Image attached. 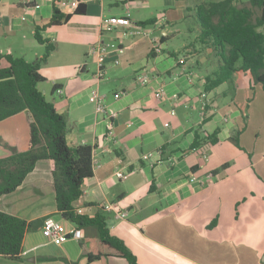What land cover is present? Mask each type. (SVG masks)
Listing matches in <instances>:
<instances>
[{
  "label": "crops",
  "instance_id": "obj_1",
  "mask_svg": "<svg viewBox=\"0 0 264 264\" xmlns=\"http://www.w3.org/2000/svg\"><path fill=\"white\" fill-rule=\"evenodd\" d=\"M56 1L43 0L34 7L23 0H0V54L37 60L44 45L34 38L36 28L55 45L40 64L45 78L41 84L50 86L43 93L49 92L46 97L67 119L68 145L93 148V174L83 181L82 194L74 202L81 215H103L110 233L124 242L138 264H264V183L250 173L254 163L264 165V151L251 160L248 151L237 152L230 139L239 131L240 146L258 154L257 141L248 147L254 110H242L248 83L234 87L233 101H217L215 88L204 90L205 78L215 71L206 63L211 47L181 36L180 24L195 19V7L208 0H79L84 13L58 7L70 18L47 26ZM237 4L250 6L249 0ZM126 15L147 34L123 35V28L102 32V17ZM147 20L153 22L142 25ZM176 38H182L180 51L168 50L167 41L174 43ZM99 40L117 43L123 52L109 50L102 59V76L96 77L98 62L91 47ZM154 44L160 52L152 51ZM139 72L146 75L145 83L136 82ZM241 75L251 79L248 73L236 72L232 81ZM94 87L104 96L103 113L88 99ZM160 87L165 96L158 99L154 93ZM216 88L225 96L227 82ZM115 92H121L118 99ZM172 94L178 97L173 99ZM206 99L202 112L201 102ZM196 129L209 133L217 129L218 142L190 149ZM27 147L25 111L1 120L0 157ZM147 153L151 157H145ZM52 169L53 160H38L14 191L0 196V210L28 223L52 216L65 229L74 226L56 210ZM117 171L124 177H116ZM105 203L127 215L117 218L115 211L102 208ZM96 237L89 226L79 239L68 237L56 244L31 224L19 261L128 264L113 256L87 262L82 244ZM8 260L0 256V264H10Z\"/></svg>",
  "mask_w": 264,
  "mask_h": 264
},
{
  "label": "trees",
  "instance_id": "obj_2",
  "mask_svg": "<svg viewBox=\"0 0 264 264\" xmlns=\"http://www.w3.org/2000/svg\"><path fill=\"white\" fill-rule=\"evenodd\" d=\"M250 6H240L237 0H208L198 4L194 17L200 28L199 39L209 45L217 58V68L205 78L204 90L211 91L220 84L232 81L236 72L248 73L264 91V0H249ZM79 4L74 13H84ZM70 13L53 7L47 26L64 24ZM147 20L142 25L151 24ZM35 40L44 45V53L34 62L11 53L0 54V121L25 111L28 124V147L0 157V196L14 191L41 159L53 160L52 178L56 210L63 220L81 230L93 227L97 237L82 244L87 262L101 257H121L128 264H138L133 252L124 242L112 235L101 214L89 218L75 213L74 202L82 194L83 181L92 176V146H69L66 141L68 122L57 112L54 103L38 88L45 81L40 64L54 51L55 45L42 38L37 28ZM5 65L2 66L1 63ZM218 130L194 131L191 148L218 142ZM239 131L230 139L238 147ZM227 163L222 164V168ZM26 220L0 210V256L20 260L24 234L31 229ZM52 259V258H46Z\"/></svg>",
  "mask_w": 264,
  "mask_h": 264
},
{
  "label": "built area",
  "instance_id": "obj_3",
  "mask_svg": "<svg viewBox=\"0 0 264 264\" xmlns=\"http://www.w3.org/2000/svg\"><path fill=\"white\" fill-rule=\"evenodd\" d=\"M25 4L32 5L34 7H38L43 0H23ZM57 7H61L66 11H72L76 9V7L79 4V0H57L56 1ZM102 32L105 31H113L116 30L117 28H123L122 34L123 35H142V34H147L146 30L140 26L132 23L130 20L129 16H108V17H102L101 19V24H100ZM92 51L94 52L97 62H98V70L96 72V77H101L102 76V59L103 57L108 53L109 50L114 49L117 50L118 52H123V47L120 46L119 44H115L114 42H104L102 40H99L96 42V44H93L91 47ZM161 48L158 44H154L152 46V51L154 52H160ZM181 63L183 60H179ZM118 62L115 60V63ZM136 82L141 81L142 83H145L147 81V77L145 74L142 72H139V74L135 78ZM58 92H61L60 88H56ZM121 95V92H115L113 94V97L115 99H118ZM155 97L158 99L163 98L165 96V92L163 87L158 88L155 90L154 93ZM202 98L205 97V93L202 92L201 94ZM173 99H176L178 96L177 94H172L171 96ZM88 99L91 103L94 104L95 110L97 112L103 113L106 110V105L104 104V96L101 95L97 88H92L89 92ZM206 100H202L201 102V110L204 112L206 110ZM171 113L173 114L174 111L172 110ZM207 155L206 153H203V156ZM147 158L151 157V153H147L146 156ZM116 177H124V174L121 171H117L115 173ZM213 174L209 173L207 175L208 180L212 179ZM195 179L192 177V180ZM102 208L107 211H115V216L117 218H123L127 215V212L124 211H118L116 210L114 204L112 203H105L102 205ZM75 213L77 214H82V210L80 207L75 208ZM42 234L49 238L51 241H53L56 244H61L66 238L72 237L75 239H79L82 235V230L77 227V226H72L68 229H65L63 224L53 218L52 216H46L43 218V223L40 226Z\"/></svg>",
  "mask_w": 264,
  "mask_h": 264
},
{
  "label": "rangeland",
  "instance_id": "obj_4",
  "mask_svg": "<svg viewBox=\"0 0 264 264\" xmlns=\"http://www.w3.org/2000/svg\"><path fill=\"white\" fill-rule=\"evenodd\" d=\"M180 29L182 30L181 36L186 37V36H190V38L192 40H196L199 44H201V41L199 39V34H200V28L198 25V22L196 21V19L194 18H188L186 19L183 23L180 24ZM176 41L174 43H171L170 41H167V49L168 50H172L175 49L177 51L179 50V45L181 44V40L182 38H176ZM203 44V43H202ZM206 45V44H204ZM213 52V51H212ZM206 57V63H208V65H211L210 68L211 70H216L217 68V58L216 56L212 53L210 55H205ZM33 62V61H32ZM250 79V77H249ZM249 81H250V85H249ZM248 81V77L246 78L245 76H240L239 79L237 81H227V85H228V89H226V91H224L226 93L225 96H223L222 94V89L219 88H215L216 92H217V96H216V100L217 101H221V103H229V101H233V97H234V93L235 90L238 89L239 86H244L245 84L248 83V90H249V96H247V99H244V107L242 108L243 111L251 113L252 110H254L253 115L251 116L252 121L250 123H248V130H247V134H248V147H253L255 141H257V146L258 149L256 151H258L257 155H253L251 153V149L245 150L244 147L240 146V142L238 143V147L236 146V151L239 152L241 151H248L247 155L248 157L252 160L256 157H259L261 155V153L264 151V93H263V89L260 83H256L254 82L252 79H250ZM50 89V86H48L47 84H41V82L38 85V88L43 92V88ZM234 87H236V89L234 90ZM49 92H46L45 94L48 96ZM242 94H245V87L242 89ZM45 95V96H46ZM236 97H239V100L242 96L238 95ZM47 98V97H46ZM48 99V98H47ZM238 100V101H239ZM246 101V103H245ZM247 129V128H246ZM255 130V132H254ZM254 132V133H253ZM216 144V143H215ZM261 147L263 149H261ZM244 155V154H243ZM256 161V160H255ZM254 166L251 167L252 170H250V173L252 175H254V177L256 179H259L261 182L264 183V165H262L260 162L254 163ZM222 167L220 166V169ZM33 256V255H32ZM23 262L18 261H11L8 260V262H10V264H30V261L25 258L24 260H22Z\"/></svg>",
  "mask_w": 264,
  "mask_h": 264
},
{
  "label": "water",
  "instance_id": "obj_5",
  "mask_svg": "<svg viewBox=\"0 0 264 264\" xmlns=\"http://www.w3.org/2000/svg\"><path fill=\"white\" fill-rule=\"evenodd\" d=\"M42 223H43V219L42 218H38L32 223V227L33 228H38V227H40L42 225ZM262 261L264 262V253L262 255Z\"/></svg>",
  "mask_w": 264,
  "mask_h": 264
}]
</instances>
